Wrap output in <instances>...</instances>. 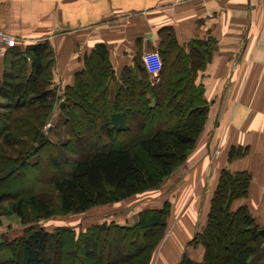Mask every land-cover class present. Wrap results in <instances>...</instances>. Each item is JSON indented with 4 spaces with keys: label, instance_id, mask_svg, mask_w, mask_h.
Returning <instances> with one entry per match:
<instances>
[{
    "label": "trees",
    "instance_id": "obj_1",
    "mask_svg": "<svg viewBox=\"0 0 264 264\" xmlns=\"http://www.w3.org/2000/svg\"><path fill=\"white\" fill-rule=\"evenodd\" d=\"M162 33L164 38L157 52L161 69L153 80L144 63L136 61L132 70L122 71L117 83L105 49L98 45L84 57L82 70L75 73L73 83L65 86L61 96L52 82L54 58L47 42L30 45L24 51L11 48L0 58V97L6 100L0 104L6 111L0 113L2 143H14V123H23L32 131L30 142H18L20 150L4 162L6 168L0 172V182L5 184L0 201L15 199L11 209L22 223L81 214L155 189L187 160L208 117L209 103L203 86L196 81L198 72L211 60L213 45L194 40L180 47L171 29ZM112 82L116 86L114 93L109 89ZM92 84L101 88L96 106L90 101L91 89L85 87ZM58 99L62 101L56 103ZM133 113L158 117L167 127L162 124L144 138L131 134L128 142L115 145L119 137L131 132ZM177 114L179 120L169 124ZM36 118L41 119V125L35 124ZM82 118L92 120L98 128L97 135L105 142L96 141L85 157L70 161L67 173L52 182L49 198L33 194L18 198L23 190L12 191L14 183L22 169L37 166L40 151L75 152L73 143L81 139L77 126ZM51 121V129L42 132ZM50 135H56L58 140L54 142ZM243 149L231 147L228 160L242 156ZM250 182L248 171L221 170L205 225L189 242L194 248L202 247V259L193 261L183 253L178 264H264V241L258 234L263 227L246 205L233 208L235 201L247 199ZM168 213L165 208L146 209L138 214L133 226L93 225L77 236L60 228L47 232L29 227L22 237L3 247L9 249L11 257L1 264H53L45 258V251L56 255L59 246L68 249L73 245L75 253L86 244L94 245L100 233L115 232L122 238L135 232L163 233ZM82 254L84 259L92 255L85 250Z\"/></svg>",
    "mask_w": 264,
    "mask_h": 264
},
{
    "label": "crops",
    "instance_id": "obj_2",
    "mask_svg": "<svg viewBox=\"0 0 264 264\" xmlns=\"http://www.w3.org/2000/svg\"><path fill=\"white\" fill-rule=\"evenodd\" d=\"M168 28L180 47L194 40L213 45L196 81L209 103L207 121L172 191V202L177 198L179 204L194 200L197 206L205 197L200 232L221 170L251 173L247 199L233 208L256 210L264 200V0H0V29L14 38L15 49L41 42L52 48V82L59 92L98 45L119 83L122 71L158 52ZM115 87L112 82L111 93ZM231 147L249 152L229 161ZM188 241L164 248L155 264H178L183 253L200 261L202 247Z\"/></svg>",
    "mask_w": 264,
    "mask_h": 264
},
{
    "label": "rangeland",
    "instance_id": "obj_3",
    "mask_svg": "<svg viewBox=\"0 0 264 264\" xmlns=\"http://www.w3.org/2000/svg\"><path fill=\"white\" fill-rule=\"evenodd\" d=\"M153 80V78H151ZM86 89L90 90V96H93L90 101L93 106H96V100L100 95L101 88L98 85H85ZM57 94L62 95L58 91ZM57 101H62L58 99ZM6 100L0 97V104H5ZM4 108L0 107V113L6 112ZM56 111H54V114ZM53 114V115H54ZM34 115V114H33ZM38 116V114H35ZM55 116V115H54ZM34 118V116H32ZM34 119L36 125H41V119L38 121ZM83 119V118H82ZM179 120L178 114L176 117L170 119L171 125H174ZM88 118L83 119L77 128L82 132L79 137L81 139L73 143L75 152H58L54 150L44 149L39 152V162L35 168H24L20 171V176L14 183L12 191L23 190L19 193L18 198H26L30 195H35L40 198H49L52 182L59 178L60 174L67 173L70 161L85 157L88 154L89 146H94L96 141L101 144L105 139L97 135L98 128ZM51 121L46 123L42 132H47L51 129ZM163 124L162 120L153 115H141V113H133L131 132L117 139L115 145L128 142L131 134H141L142 137H147L155 131V129ZM167 127L166 124L162 125ZM15 130H11L14 136V143L4 146L0 135V172L6 168L4 162L10 158L15 157L20 150L18 142H30L32 131L28 129L27 125L23 123H14ZM9 132V131H8ZM5 133V132H3ZM50 139L54 142L57 139L56 135H50ZM198 141V139H197ZM196 141V143H197ZM116 147V146H115ZM196 148V144L194 149ZM191 151V153L194 151ZM76 150L78 152H76ZM248 148H244L237 159H243L248 154ZM68 160V161H66ZM235 160V159H234ZM56 164V167L53 166ZM185 163V162H184ZM184 163L182 165H184ZM181 165V166H182ZM179 166L173 173L167 177L163 183L155 188L144 193L133 195L129 198L119 202L109 203L106 205L96 206L81 214L68 215H54L47 219H40L36 222L22 223L19 217L12 211L11 206L16 202L15 199L3 198L0 201V264L7 261L11 257L9 249L3 248L5 245L14 242L16 239L22 237L29 227L40 228L47 232H54L55 230H70L76 236L84 232L93 225H117L133 226L138 220V214L146 209H166L168 213L165 218V229L163 233L156 234V231L150 232H135L129 233L125 238L115 232L100 233L97 235V242L86 244L81 249L78 248L74 253L73 245L68 249L59 246L58 253L53 255L50 250L44 252L45 258L53 264H155L158 255L162 254L164 248L173 245L176 247L178 241L185 240L189 237L191 241L196 233L199 231L200 224L204 219L206 213V204L203 200L199 201L196 206L194 200L188 205L179 204L177 198L172 202L173 186L180 178L177 176ZM4 182H0V195L5 191ZM173 191V192H172ZM30 194V195H29ZM15 200V201H14ZM172 202V203H171ZM176 213V214H175ZM192 213L196 214V219L193 221ZM251 213L255 216L257 224L264 227V200L262 205L258 206L256 210L251 209ZM169 220L167 222V218ZM192 224V225H191ZM165 235V236H164ZM163 240V242H162ZM188 241V242H189ZM188 242L186 244L188 245ZM163 244V250L161 246ZM197 248V247H196ZM143 249L144 252L142 251ZM92 253L89 259H84L82 251ZM141 250V251H140ZM220 254V253H219ZM224 253L222 252L221 255Z\"/></svg>",
    "mask_w": 264,
    "mask_h": 264
},
{
    "label": "built area",
    "instance_id": "obj_4",
    "mask_svg": "<svg viewBox=\"0 0 264 264\" xmlns=\"http://www.w3.org/2000/svg\"><path fill=\"white\" fill-rule=\"evenodd\" d=\"M249 1L251 2L253 0ZM15 43L16 42L12 36L8 35L0 29V58H3L7 54L8 50L14 48L16 46ZM142 61L148 74L152 78L157 77L161 69V61L158 53L149 52L143 56Z\"/></svg>",
    "mask_w": 264,
    "mask_h": 264
},
{
    "label": "water",
    "instance_id": "obj_5",
    "mask_svg": "<svg viewBox=\"0 0 264 264\" xmlns=\"http://www.w3.org/2000/svg\"><path fill=\"white\" fill-rule=\"evenodd\" d=\"M258 234L261 237V239L264 241V227L263 228H260L258 230Z\"/></svg>",
    "mask_w": 264,
    "mask_h": 264
}]
</instances>
